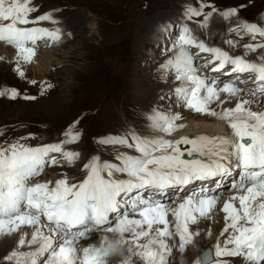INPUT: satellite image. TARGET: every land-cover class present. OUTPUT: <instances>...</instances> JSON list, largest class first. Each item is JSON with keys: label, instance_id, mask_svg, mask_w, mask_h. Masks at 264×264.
Returning <instances> with one entry per match:
<instances>
[{"label": "snow or ice", "instance_id": "obj_1", "mask_svg": "<svg viewBox=\"0 0 264 264\" xmlns=\"http://www.w3.org/2000/svg\"><path fill=\"white\" fill-rule=\"evenodd\" d=\"M36 11L32 0H0V41L16 49V70L20 76H24L20 62H30L36 56L39 41L60 39L58 30L33 26L44 21L55 22L48 14L31 17ZM236 15L233 9L222 18ZM233 31L253 38L264 37V26L252 23H239ZM189 33L190 29L185 27L174 45L177 50L173 59L168 61L175 66V79L189 84L178 87L176 92L183 96L187 108L227 122L231 132L214 137H183L175 142L163 138L142 140L137 136L131 144L124 138L101 139V144L126 145L139 155L119 154L115 157L119 163L92 157L83 165L86 175L76 183H69L66 176L46 182L33 183V180L46 166L62 163L50 156L51 153H60L64 161L73 162L77 154L64 151L63 145L77 141L78 134L65 133L69 138L42 146L19 142L0 146V234L6 229L12 232L21 226H31L34 229L31 238H21L18 244L35 246L29 252L14 250L4 257L5 261L11 264H106L110 252L119 249L126 254L124 264H169L168 257L173 255L169 241L178 236V249L182 253L192 236L199 235L190 231V225L206 217L218 203L219 196L213 189L201 187L198 193L178 203L173 201L177 203L175 208L166 205L162 197L169 189L179 190L194 181H212L219 189L223 179L234 169L240 170V179L231 185L237 194L230 195L221 209L225 214V227L220 235L226 238L215 248L214 255L218 259L201 260L198 264H227L219 259L221 257L243 258L245 264L264 261V111H253L250 107L258 104L264 108V54L259 56L260 63L243 58L264 49V43L246 44L243 56L232 57L197 42ZM189 47L211 55L212 59L203 69L211 64L212 72H221L226 65H231V73L254 74L247 79L253 80L255 87H239L238 83L246 84L239 75L236 82H225L222 87L216 80L207 83L206 78L198 74L201 68L193 65L198 53H191ZM5 94L9 93L0 92V95ZM221 94H227L228 99L238 97L235 106L220 112L210 108L216 101L221 105L225 103ZM245 94L247 98H243ZM15 97V90H11L10 98ZM179 119L181 117L176 115L157 117L154 127L171 134L177 127H183L174 123ZM181 144L191 147L182 151ZM185 153L188 157L195 153L200 158L184 159ZM169 212L174 218L175 232L170 228ZM110 214L115 216L114 221ZM136 215L139 218H130ZM98 230L117 234V238L105 237L84 246L82 254L78 253L77 244ZM45 254L46 258L41 261Z\"/></svg>", "mask_w": 264, "mask_h": 264}, {"label": "rangeland", "instance_id": "obj_2", "mask_svg": "<svg viewBox=\"0 0 264 264\" xmlns=\"http://www.w3.org/2000/svg\"><path fill=\"white\" fill-rule=\"evenodd\" d=\"M32 4L37 11L31 17L48 14L55 21L33 26L58 30L60 39L38 42L36 56L30 62L19 64L24 76L16 70L17 55L7 52L16 49L0 41V92L9 93L0 95V146L19 142L35 147L60 143L69 138L65 133L79 136L77 141L63 145L64 151L77 154L73 162L64 161L60 153H51L50 156L62 163L46 166L33 182L54 181L60 176H66L69 183L79 182L86 175L83 165L92 157L119 163L115 159L119 154L139 155L126 145L101 144V139L124 138L131 144L134 136L142 140L152 138L157 130L154 127L157 117L176 115L183 122L188 121L186 102L176 92L177 86H182L181 81L175 79L174 64L168 63L173 59L177 50L174 45L185 27L197 42L208 48H218L232 57L243 56L246 44L264 43L259 35L253 38L233 31L239 23L264 26V0H32ZM233 9L237 11L236 16L222 18ZM193 12L199 15H192ZM1 47H5L6 52ZM189 51L198 53L193 65L201 68L198 74L206 78V82L213 80L211 75L222 81L232 78L236 82L237 75L242 80H250L247 77L252 74L226 73L229 65L221 72H212L211 64L203 69L202 66L212 59L211 55L195 47H189ZM257 53L243 58L260 63ZM238 86L246 87V84L238 83ZM11 90H15V98H10ZM230 102L232 98H226L222 106L213 104V108L216 106L218 112ZM178 121L180 119L175 122ZM196 156L194 158H200ZM239 179L229 180V185L219 190L220 198L226 192L233 193L231 185ZM183 189H169L162 197L163 202L175 208L182 198L192 195L188 188L187 192H181ZM144 195L147 197L148 193ZM220 198L206 217L190 225V231L199 235L192 236L182 253L178 249V236L169 241L173 246L169 264H182L183 259H188L187 264H198L200 247L203 249L210 244L214 254L217 244H222L226 236L220 235L225 227L219 208L223 197ZM236 204L238 207V202ZM110 218L115 220L114 215ZM168 218L175 232L171 212ZM33 230L31 226H21L12 232L5 230L4 237L0 238V264H11L4 260L8 255L4 239L19 241L31 237ZM83 246L85 241L81 240L77 248ZM34 248L27 246L20 251L29 252ZM110 255L106 264H120L126 259L122 260V256L115 253ZM46 256L41 257V261ZM215 259L218 258L214 255ZM219 259L227 264H238L232 257Z\"/></svg>", "mask_w": 264, "mask_h": 264}, {"label": "bare ground", "instance_id": "obj_3", "mask_svg": "<svg viewBox=\"0 0 264 264\" xmlns=\"http://www.w3.org/2000/svg\"><path fill=\"white\" fill-rule=\"evenodd\" d=\"M223 25V24H222ZM260 25V24H259ZM244 36V35H243ZM260 39H264V37H260L258 36ZM245 38V37H244ZM249 38V37H248ZM247 38V39H248ZM245 40V39H244ZM256 40V39H255ZM238 46V45H237ZM234 49V48H233ZM1 50H4L6 52V48L5 47H1ZM246 50V49H244ZM244 50H242L243 52H245ZM8 53L12 52L14 55H16V50H13V51H10L8 50L7 51ZM257 55H261V54H264V49H257ZM245 60L247 61H251L247 58H244ZM258 60V59H257ZM205 61L207 62L208 59ZM253 62V61H251ZM229 70H231V65H229ZM228 72H231V71H228ZM226 72V73H228ZM254 76V74H252ZM210 76V75H209ZM213 80H216L218 77L214 76V75H211L210 76ZM212 80V81H213ZM211 81V82H212ZM217 83L219 86L222 87L223 83L225 82H234V80L232 78H228V79H224V81H222L221 78H218L217 80ZM253 81V80H252ZM251 81L250 80H247L246 81V86L247 87H255V85H252L250 83ZM207 83H210V82H207ZM182 86H177V87H187L189 86V84L187 82H184V81H181ZM176 88V87H175ZM227 98V94H221V99L222 100H226ZM243 98H247L246 94L243 96ZM237 99L238 97H233L232 100L233 102H230L228 104H226V106H224L223 108H220L218 112H220L222 109L224 108H233L235 106V103L237 102ZM218 103L214 102L213 104H220L219 101H217ZM213 104L210 105V108L214 109L216 111V106L213 108ZM222 106V105H221ZM218 107V106H217ZM251 109L253 111H264V108H261L258 104H252L251 106ZM187 109L188 111V121L186 122H183L182 119H180V121L178 122H174L176 125H183V127H177L171 134H167V133H163L162 131H158L156 130L152 136V138H150V140L152 139H160V138H163V139H168V140H172L173 142H175L176 140H179L183 137H187L188 139H193V138H197L199 136H207V137H214V136H222V135H226V134H229L231 132V129L228 128L227 126V122L225 121H221L220 119H218L217 117H213L207 113H196L194 112L193 110L189 109V108H185ZM115 115V113H114ZM184 117V116H183ZM212 117V118H211ZM211 118V119H209ZM214 118V119H213ZM153 133V132H152ZM179 147H184V144H181L179 145ZM184 149H187V148H181V150L183 151ZM115 155V154H113ZM186 156V153L185 155ZM108 157H110L108 155ZM115 157V156H114ZM194 157H197L196 154L193 155V157H189L190 159H193ZM104 158V157H103ZM105 159V158H104ZM113 159V158H112ZM185 159V158H184ZM119 162V161H118ZM240 178V170L239 169H234L231 173L230 176L226 177L223 179V185L220 186L219 189H217L216 187V183L215 182H212V181H205V182H201V181H194L192 182L191 184L187 185V188L190 190L189 192L190 193H198L201 189V187H208L210 189H213L215 191V193L217 195H219V198H220V193H219V190H221L223 187H225L226 185H229V180H236ZM57 179V178H55ZM37 182H45L44 179L43 180H38V181H34L33 183H37ZM228 183V184H227ZM184 188V187H183ZM183 188H180V189H183ZM187 188L183 189L181 192H187ZM199 189V190H198ZM227 189V188H226ZM176 190V189H174ZM222 191V190H221ZM220 191V192H221ZM235 193L232 191L231 192H226L222 197L223 199H221V202H220V205H219V208H220V211L222 209V205H223V202L230 196V195H234ZM238 202V201H237ZM236 202V203H237ZM237 206V204H236ZM221 213L225 216V214L221 211ZM111 217V215H110ZM5 235V232L3 234H0V238H3ZM105 237H107V239L109 240H114L117 238V234H114V233H109V232H105V231H96V234H93L89 239H86L84 240L85 241V246H91L93 243L97 242V241H101L103 240ZM127 237V235H126ZM31 237H27L25 238L26 240L30 239ZM97 239V240H95ZM206 239V238H205ZM6 242H7V246H8V255L14 251V250H22L23 248L27 247V246H30L28 245L27 243L23 246H20L18 244V241L17 240H12L11 241L8 239V238H5L4 239ZM95 240V241H94ZM178 241V240H177ZM208 241V240H207ZM209 242V241H208ZM211 243V242H210ZM3 244V243H2ZM210 245V244H209ZM84 247V246H83ZM83 247H80V248H77V251L78 253L82 254V248ZM202 247H200V249L198 250V254H197V257L200 255V251H201ZM208 253V248L204 249V251L202 252V256H201V260L204 259V257L207 255ZM121 255L122 256V260L124 258H126V254L118 251L115 253V255ZM112 256V255H110ZM190 257V256H189ZM196 257V255H195ZM119 258V257H118ZM226 258V257H225ZM121 259V258H120ZM119 260V259H118ZM235 261L238 262V264H245L243 258H235ZM114 262V260H113ZM181 262H183L182 264H187L189 261L188 259H183ZM120 263V262H119ZM121 263H124L121 262ZM120 263V264H121ZM262 263V262H261ZM114 264V263H112Z\"/></svg>", "mask_w": 264, "mask_h": 264}, {"label": "water", "instance_id": "obj_4", "mask_svg": "<svg viewBox=\"0 0 264 264\" xmlns=\"http://www.w3.org/2000/svg\"><path fill=\"white\" fill-rule=\"evenodd\" d=\"M206 248L209 249L208 250L209 253H207V255L204 257L203 259L204 262H208L214 258L213 254L211 253V248L210 247H206Z\"/></svg>", "mask_w": 264, "mask_h": 264}, {"label": "clouds", "instance_id": "obj_5", "mask_svg": "<svg viewBox=\"0 0 264 264\" xmlns=\"http://www.w3.org/2000/svg\"><path fill=\"white\" fill-rule=\"evenodd\" d=\"M118 251H119V249L112 250V251L110 252V254H114V253H116V252H118Z\"/></svg>", "mask_w": 264, "mask_h": 264}]
</instances>
